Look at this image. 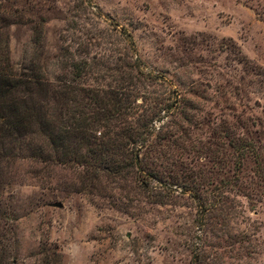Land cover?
I'll use <instances>...</instances> for the list:
<instances>
[{
    "label": "rangeland",
    "instance_id": "374dc122",
    "mask_svg": "<svg viewBox=\"0 0 264 264\" xmlns=\"http://www.w3.org/2000/svg\"><path fill=\"white\" fill-rule=\"evenodd\" d=\"M9 1L45 17L50 78L62 47L116 60L123 45L145 73L137 93H148L131 116L148 114L144 182L84 181L82 168L31 159L14 166L0 201L19 264H264V174L255 156L237 170L229 139L262 146L264 163V0ZM29 18L10 28L17 68L33 54ZM161 100L168 115L153 109Z\"/></svg>",
    "mask_w": 264,
    "mask_h": 264
},
{
    "label": "trees",
    "instance_id": "16d2710c",
    "mask_svg": "<svg viewBox=\"0 0 264 264\" xmlns=\"http://www.w3.org/2000/svg\"><path fill=\"white\" fill-rule=\"evenodd\" d=\"M10 2L0 0V197L15 181L14 166L25 159L82 168L84 181L133 174L144 182L139 145L145 147L148 141V114L135 121L131 116L146 103L148 93H137L135 81L142 82L145 73L131 59L132 49L122 45L115 60L106 52L62 47L55 56L60 74L52 79L47 73L50 57L45 56V17L36 5L25 11ZM27 12L37 15L27 20L32 25L33 54L17 68L11 57L10 28L23 23ZM121 42L128 45L124 36ZM88 76L97 85L86 83ZM108 78L111 83L100 84ZM164 103L157 102L153 109L168 115L172 108ZM229 139L238 154L234 167L242 173L245 161L255 156V173L263 177L262 146L234 133ZM1 204L0 264H19V238L13 227L4 225L12 218Z\"/></svg>",
    "mask_w": 264,
    "mask_h": 264
},
{
    "label": "water",
    "instance_id": "95a60500",
    "mask_svg": "<svg viewBox=\"0 0 264 264\" xmlns=\"http://www.w3.org/2000/svg\"><path fill=\"white\" fill-rule=\"evenodd\" d=\"M54 206H57V207H63V203H61V202H57V203L54 204Z\"/></svg>",
    "mask_w": 264,
    "mask_h": 264
}]
</instances>
